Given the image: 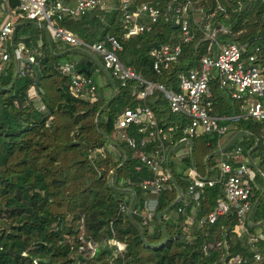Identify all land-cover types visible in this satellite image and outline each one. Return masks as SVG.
Listing matches in <instances>:
<instances>
[{"label":"trees","instance_id":"16d2710c","mask_svg":"<svg viewBox=\"0 0 264 264\" xmlns=\"http://www.w3.org/2000/svg\"><path fill=\"white\" fill-rule=\"evenodd\" d=\"M169 1L135 0L136 4L157 6L163 14L149 31L128 38L123 37L118 10L55 18L52 24L71 31L86 45L114 36L121 45L117 52L120 62L141 79L161 83L168 90H178V72L199 67L201 58L218 52L219 45H244V55L258 53L257 62L264 64V0H192L193 8L203 11V19L190 17L192 39L181 44L175 62L156 72L149 50L179 41L178 26L170 12H165ZM9 3L14 7L16 0ZM210 13L209 21L218 31L207 50L202 23ZM3 18L0 7V23ZM37 35H41L40 45ZM19 41L37 53L35 63H23L22 72L15 73L11 57L0 71V264H229L235 256L240 258L238 264H264V259L253 258L255 252L264 256V235L255 232L261 223L255 224L264 220L263 201L250 220L248 216V232L257 238L250 245L232 230L236 222L233 210L213 223L199 224L223 196L220 183L205 186L197 206L185 196L188 167L217 178L216 159L221 151L216 134L195 137L189 155L168 162L172 180L159 192L153 217L145 220L148 196L140 183L151 172L135 157V149L120 141L114 128L117 115L138 103L133 93L142 86L140 81L129 79L120 86L108 74L110 79L99 86L95 81L103 67L99 55L84 46L65 45L66 62L97 86L94 99L75 98L69 77L56 70L59 58L54 53L61 51L57 49L60 41L26 19L17 21L12 43ZM209 91L212 112L225 117L222 122L230 128L234 125L237 132L223 150L241 146L247 166L264 172V119L247 116L240 108L242 102L220 89L216 77L210 79ZM147 103L159 124L181 118L168 111L160 91ZM127 132L138 142L144 136L135 126ZM258 180L264 186L255 172L254 182ZM255 189L252 201L260 191ZM178 192L181 195L176 200ZM188 216L191 223L185 221ZM111 240L122 242L124 249L117 251ZM87 241L96 245L93 255L84 247Z\"/></svg>","mask_w":264,"mask_h":264},{"label":"built area","instance_id":"2783aa9c","mask_svg":"<svg viewBox=\"0 0 264 264\" xmlns=\"http://www.w3.org/2000/svg\"><path fill=\"white\" fill-rule=\"evenodd\" d=\"M134 2L135 0H112V3L110 0H16V5L11 7L9 0H0V7L4 13L0 23V71L8 64L10 57L17 63V72L19 70L22 72L25 59L28 63H35L34 55L37 53L35 48H30L25 41L12 43L17 19H26L44 28L49 38L53 40L71 47L84 46L89 52L98 54L103 62V69L110 77L117 79L120 86H124L129 79L139 80L142 86L133 93L138 103L134 107L124 108L117 115L114 128L120 141L135 149V157L151 172L150 177L140 183L148 196L145 201L144 219L153 217L159 192L169 187V182L172 180L168 162L189 155L191 142L195 137L213 133L218 136L217 145L221 151L220 157L216 159L217 178L202 176L194 166L188 167L185 171L188 180L185 196L197 206L203 188L212 186L216 182L220 183L223 196L217 198L214 209L199 219V224L206 221L213 223L218 216L233 210L236 218L233 232L238 237H245L252 245L257 238L248 232L247 222L252 210L253 189L256 186L261 187L254 182V178L255 172H258L264 181V172L247 166L248 157L243 153L241 146L236 145L229 151L220 149L230 127L222 122L225 117L217 116L212 112L213 101L209 91V81L212 77H216L220 89L226 90L233 99L242 102L240 108L247 116L255 120H263L264 64L257 62L258 53L244 55V45L239 46L233 42L219 45L218 52L201 58L199 67L178 72V90H168L161 83L141 79L131 67L124 66L117 56L121 45L114 36L106 35L105 38L86 45L71 31L52 24L55 18L75 19L93 10L102 12L118 10L123 23V37L128 38L149 31L163 14L159 7L150 3ZM165 12H170L171 20L178 26L179 41L163 43L149 50L152 68L156 72L168 68L175 62L181 53V44L192 39L193 33L189 29L190 17L196 21L194 14L201 13L200 19H203V11L194 9L192 0L169 1L165 4ZM211 17L213 13L208 14L202 23L204 38L209 42L207 50L211 48L218 31L209 21ZM220 29L223 30L222 27ZM262 37L264 38V34ZM37 43L41 44V35H37ZM257 51L256 48L255 52ZM56 70L69 77L71 92L75 98H95L96 84L91 78L76 74L72 63L56 64ZM155 91L163 94L168 111L181 118L169 123H158L152 107L147 103V99ZM131 126H135L138 132L144 133L139 142L128 134L127 131ZM177 211L182 212L180 208ZM185 221L191 223L192 217L188 216ZM110 242L115 245L117 251L121 252L124 249L122 242L117 240ZM84 247L91 255L96 251V245L91 241H87ZM253 258L259 261L264 259V256L255 252ZM239 262L238 256L228 260L229 264Z\"/></svg>","mask_w":264,"mask_h":264},{"label":"crops","instance_id":"0c3cea01","mask_svg":"<svg viewBox=\"0 0 264 264\" xmlns=\"http://www.w3.org/2000/svg\"><path fill=\"white\" fill-rule=\"evenodd\" d=\"M18 20L19 19H17V21ZM16 25H17V22H16ZM65 45L66 44H64L62 42H59V44H57V49H60L61 51H59V53H54V56L59 58L58 62L56 64L66 62L65 57L63 56V52L65 51V49H64ZM16 67H17V63H16ZM95 78H96L95 81L99 86L103 85L107 79L108 80L110 79L108 73L103 69V67H100V70L96 74ZM236 134H237V132L234 130V125L231 124V128L229 129L228 134L225 136V138H223L224 144L220 146V149H223L227 145L228 141H230V140L232 141L236 137ZM256 183L259 184L261 187L256 186L255 190H260V191L257 195L254 194V198L252 201V210L249 214V220H250L251 213L254 210H256L258 205H260L264 202V190H263L264 186L262 185V182L260 180L256 181ZM260 223H261V225H259ZM250 225H252V222ZM255 225H259L258 227H256L255 232L259 235H264V220H262L261 222L260 221L257 222Z\"/></svg>","mask_w":264,"mask_h":264},{"label":"water","instance_id":"95a60500","mask_svg":"<svg viewBox=\"0 0 264 264\" xmlns=\"http://www.w3.org/2000/svg\"><path fill=\"white\" fill-rule=\"evenodd\" d=\"M16 27H17V25L15 24V26H14V30L16 29ZM26 63H28V60H24ZM34 70L36 71V74H37V76H38V78H40V72H39V69H38V67H37V65H34ZM15 73H17V69H16V71H15ZM250 153V151H248V154ZM179 195H180V192H178V196H177V198H176V200L179 198ZM160 216V214H158V217Z\"/></svg>","mask_w":264,"mask_h":264},{"label":"rangeland","instance_id":"374dc122","mask_svg":"<svg viewBox=\"0 0 264 264\" xmlns=\"http://www.w3.org/2000/svg\"><path fill=\"white\" fill-rule=\"evenodd\" d=\"M194 16H195V17H194L195 20H198V19L201 18L202 14H201V13H195ZM222 28H223V27H222ZM223 30L226 31V29H224V28H223Z\"/></svg>","mask_w":264,"mask_h":264}]
</instances>
